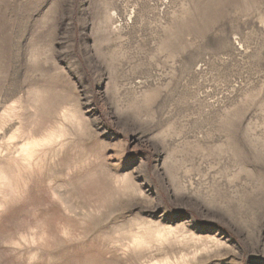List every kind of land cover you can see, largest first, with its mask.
<instances>
[{
  "label": "rangeland",
  "instance_id": "1",
  "mask_svg": "<svg viewBox=\"0 0 264 264\" xmlns=\"http://www.w3.org/2000/svg\"><path fill=\"white\" fill-rule=\"evenodd\" d=\"M0 264H264V0H0Z\"/></svg>",
  "mask_w": 264,
  "mask_h": 264
}]
</instances>
